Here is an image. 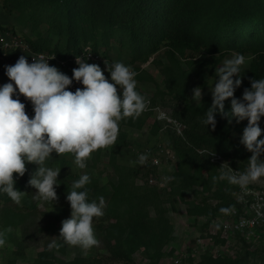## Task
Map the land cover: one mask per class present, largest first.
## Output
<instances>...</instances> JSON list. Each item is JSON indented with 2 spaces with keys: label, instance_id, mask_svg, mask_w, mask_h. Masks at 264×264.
I'll return each mask as SVG.
<instances>
[{
  "label": "rangeland",
  "instance_id": "obj_1",
  "mask_svg": "<svg viewBox=\"0 0 264 264\" xmlns=\"http://www.w3.org/2000/svg\"><path fill=\"white\" fill-rule=\"evenodd\" d=\"M23 20L18 13L5 8L0 2V31L10 32L26 41L27 37L35 39L30 27L24 26ZM43 30L46 35V28ZM237 53H225L215 67L211 62L199 78L195 77L191 70L193 66L188 60L179 58L177 63L170 62L164 48L149 61L137 64H132L121 54L117 45H114L108 57L103 54L110 64L122 62L136 72V90L150 101L138 117L143 125L132 127L119 121L116 143L107 149L93 152L84 169L75 164L74 155L58 156L54 152L46 161V166L61 168L56 186L58 199L55 202L39 200L34 204L27 193L20 207L7 206L2 202L0 232L8 228L11 231L6 234L5 245L0 247V264H86L91 258L101 259L105 264H150L157 257L160 264H197L203 257L209 256L232 260L244 258L242 264H264V225L240 231L226 230L225 227L226 223H235L244 214L251 215L240 204L238 195L241 187L238 185L240 189L234 192L240 208H233L229 214H218L216 217L197 215L194 211L197 206H217L219 200L214 193L218 186L214 184L210 191L202 185H194L188 190L181 189L183 186L176 179L179 158L172 135L183 137L188 127L185 124L186 129L179 134L168 122L160 123L154 113V109L160 107L172 115L174 109L183 105L184 97L177 93L179 89L188 88L186 95L196 105L201 106L206 102L212 104L211 87L218 79L216 70L226 59ZM245 58L243 67L247 68L252 57L246 55ZM198 59L211 57L203 53ZM100 68L108 79L107 74L110 72L106 65ZM196 87L202 91L201 103L192 100L193 89ZM117 90L122 95L119 86ZM234 97L242 100V96L237 94ZM224 106L225 112H230L231 98L224 101ZM229 124L232 141L249 152L240 143L248 120L237 122V118L232 117ZM259 126L262 129L260 139H264V117ZM121 138L125 140L122 142ZM140 154L148 156L144 165L136 163ZM229 155L224 159L232 169L241 172L247 169L248 164L242 151L236 153L232 149ZM155 156L160 158L161 166L153 165ZM260 159L264 161V153ZM213 162L219 165L221 181L222 163ZM37 167L28 163L25 175L17 177L14 174V177L29 180ZM83 174L90 177L86 188L90 189L91 198L97 203L100 196L105 199L104 215L93 219L94 232L100 243L87 251L78 246H69L59 238L62 221L71 218L67 193L71 191L72 183ZM204 174L205 177L210 176L209 171ZM151 175L155 178L154 184L149 181ZM164 177L174 179L165 182ZM115 199L126 206H122L121 212L111 211L108 214L107 206ZM53 241L59 247L49 249L48 245ZM129 251H132L130 256Z\"/></svg>",
  "mask_w": 264,
  "mask_h": 264
},
{
  "label": "trees",
  "instance_id": "obj_2",
  "mask_svg": "<svg viewBox=\"0 0 264 264\" xmlns=\"http://www.w3.org/2000/svg\"><path fill=\"white\" fill-rule=\"evenodd\" d=\"M23 18L25 27H30L35 39L27 37L33 51L57 53L68 58L85 51L91 46L95 52L108 57L114 45L132 64L144 63L156 56L163 48L172 63L179 58L190 62L192 72L199 78L212 62L213 67L225 53L237 51L244 56L251 55L249 67L241 70V86L234 94L243 96L251 88V79L264 78V0H0ZM46 28V35L43 28ZM7 29V28H6ZM211 59L196 58L201 54ZM214 58V59H213ZM196 60V61H195ZM109 82L111 75L107 74ZM238 77L233 76V79ZM188 88L177 93L184 97L183 105L173 110V116L187 125L183 137L172 135L173 146L179 158L177 181L188 190L202 185L212 190L217 184L216 207L197 206V215L209 214L216 217L221 208H240L234 192L240 187L227 179L219 180V165L212 161L209 153L229 157L233 149L242 151L244 159L252 153L241 149L231 139V128L226 116L216 111V127L206 126L205 112L212 106L206 102L199 106L188 98ZM186 95V96H185ZM121 124L141 127L138 118H126ZM124 138V137H123ZM122 142L125 139H122ZM209 152V153H208ZM210 176L205 177L204 172ZM213 177H216L213 180ZM15 189L27 193L33 199L37 189L29 180L17 178ZM155 193V191H152ZM89 201L91 191L88 189ZM20 207L7 194L0 192V204ZM113 205V206H112ZM125 203L114 200L108 204V214L121 212ZM130 249V247H129ZM132 251H129V256ZM244 258L203 257L197 264H242ZM86 264H105L103 260L91 258ZM150 264H160L156 261Z\"/></svg>",
  "mask_w": 264,
  "mask_h": 264
},
{
  "label": "clouds",
  "instance_id": "obj_3",
  "mask_svg": "<svg viewBox=\"0 0 264 264\" xmlns=\"http://www.w3.org/2000/svg\"><path fill=\"white\" fill-rule=\"evenodd\" d=\"M43 55L32 57L29 63L21 56L12 66L6 67V75L13 83L0 87V192L17 205L26 195L15 189L17 177H23L27 171L26 164L37 165L28 184L37 192L33 199L49 202L58 199L56 186L61 168L46 166V161L55 152L58 156L72 154L75 164L86 167L91 154L100 149L113 146L119 135V121L126 118H138L148 107L150 101L136 90V72L122 62L109 63L105 60L111 81L96 64H89L83 58H76L78 68L73 69L69 78L55 66H50ZM244 55L237 53L226 59L216 70V82L211 87L212 106L205 112L203 123L212 129L216 127L217 110L229 118H237V122L248 120L240 143L252 153L245 171H234L228 162L221 165V179L239 185L242 189L249 184L264 178V161L260 159L264 153V139H260L262 129L259 122L264 117V78L251 79V88L245 89L242 100L234 97L235 88L241 86L239 78ZM233 76L238 77L233 80ZM73 80L81 82L83 89L75 92L67 90ZM117 86L122 89L118 93ZM18 92L30 100L34 108V117L29 118L25 104L13 99ZM200 87L193 89L192 100L201 103ZM231 98V110L225 112L224 101ZM161 117L168 119L166 114ZM211 153L209 155H214ZM147 154H140L136 163L146 164ZM174 177H164L165 182ZM216 177H213L215 180ZM90 177L83 174L71 185L66 199L70 203L71 218L62 221L59 238L65 244L80 247L87 251L99 245L96 238L93 219L104 215L105 199L98 198V203L89 201L86 185ZM80 189H83L82 191ZM232 208H221L220 212L229 214ZM11 229L0 232V247L6 243V234ZM49 249L59 247L55 241L48 245Z\"/></svg>",
  "mask_w": 264,
  "mask_h": 264
},
{
  "label": "built area",
  "instance_id": "obj_4",
  "mask_svg": "<svg viewBox=\"0 0 264 264\" xmlns=\"http://www.w3.org/2000/svg\"><path fill=\"white\" fill-rule=\"evenodd\" d=\"M43 55L45 59H50L48 61L50 66H55L60 70L62 73L66 74L69 78L73 76V69L78 68V64L76 63V58L80 59L83 58L89 64H96L99 67L105 64L106 58L103 56L101 52H95L91 46H87L85 51L70 56L68 58L60 57L57 53H50L47 51H33L30 47L29 43L19 37L15 36L10 32L0 31V87H2L6 83H13L10 81L9 77L6 75V67L14 65L17 60L21 56H25L28 59V62H32V57H39ZM15 87V85H14ZM83 84L81 82H77L73 80L72 84L68 87L67 90L75 92L78 88L83 89ZM13 99H19L20 102L25 104V111L29 118L34 117V108L30 100L26 99L23 95H20L18 89L16 93L13 95ZM154 113L156 119L160 123L168 122L171 124L175 131L181 134L185 129L186 125L179 120L172 117L170 112L162 109L160 107H156L154 109ZM161 113L166 114L168 119H164L161 117ZM209 153V152H208ZM211 154V153H209ZM212 161H216L218 163L227 162L224 157L218 154L211 155ZM174 162V160H172ZM229 163V162H228ZM160 158L156 156L153 159L154 166H161ZM230 166V163H229ZM234 170V169H233ZM239 171V170H234ZM241 172V171H240ZM151 184L155 183V178L151 175L149 179ZM240 194L238 198H240V204L242 205L243 209L247 208L248 211L251 213L250 216L244 214L237 220L235 223H226L225 227L226 230H244L248 229H256L259 228L261 225H264V178H262L259 182L249 184L246 188L240 190ZM240 205V206H241Z\"/></svg>",
  "mask_w": 264,
  "mask_h": 264
}]
</instances>
